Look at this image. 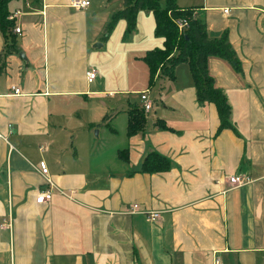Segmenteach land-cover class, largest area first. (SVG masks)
Instances as JSON below:
<instances>
[{
  "label": "crops",
  "instance_id": "crops-1",
  "mask_svg": "<svg viewBox=\"0 0 264 264\" xmlns=\"http://www.w3.org/2000/svg\"><path fill=\"white\" fill-rule=\"evenodd\" d=\"M71 1L12 0L21 10L12 53L0 31V264H264V0H177L201 5L211 37L229 33L240 68L213 56L208 69L234 128H221L218 104L199 102L186 61L149 87L144 55L164 38L147 9L127 38V21L116 24L123 45L103 62L123 67L127 86L108 87L111 70L91 60V48L111 39L99 37L102 6L105 28L123 0ZM143 91L160 104L129 136V109ZM152 150L170 158L169 170L140 172ZM233 173L251 181L232 186ZM135 202L159 220L130 213Z\"/></svg>",
  "mask_w": 264,
  "mask_h": 264
},
{
  "label": "trees",
  "instance_id": "trees-1",
  "mask_svg": "<svg viewBox=\"0 0 264 264\" xmlns=\"http://www.w3.org/2000/svg\"><path fill=\"white\" fill-rule=\"evenodd\" d=\"M11 2L12 0H0V31L5 38L7 53L18 49V33L15 31L16 17H10L14 12L10 9ZM123 3L124 8L112 12L105 27L103 39L109 37L120 19L127 21L124 33V38H127L137 27L139 12L142 9L152 11L156 20L155 34L164 38V45L162 48L148 50L144 55V61L149 67V87L154 85L158 74L173 77L174 67L186 61L194 78L199 102L218 104L221 118H223L221 128H234L225 118L231 107L228 97L216 85L215 78L210 75L208 69V59L213 56L229 60L235 68H240V60L229 41V33L225 30L221 35L211 37L201 5L181 8L177 0H123ZM184 19L187 24L180 31L177 21ZM128 120L127 134L129 136L144 131L148 121L145 107L132 105ZM163 121L162 119L158 121L160 127L171 128ZM125 150L122 149L120 152L123 159L126 158L123 154ZM141 163L140 172L143 173H157L171 168L170 158L157 150L148 152Z\"/></svg>",
  "mask_w": 264,
  "mask_h": 264
},
{
  "label": "built area",
  "instance_id": "built-area-1",
  "mask_svg": "<svg viewBox=\"0 0 264 264\" xmlns=\"http://www.w3.org/2000/svg\"><path fill=\"white\" fill-rule=\"evenodd\" d=\"M90 4V0H72L71 1V6L74 7V8H84V6H87ZM225 11H229V8H226ZM21 13V10L20 9H17L13 12V14H11V18H15L17 17L19 14ZM177 24H178V27H179V30L181 31L184 26L187 24V21L184 19V20H178L177 21ZM15 31L17 33H21V27L20 26H16L15 27ZM97 75V71L96 69H92L90 71H88L87 73V76H88V79H90L91 81H93L95 79ZM15 89V92H19L20 91V88L18 87H14ZM148 91H143V93L141 94V99L143 101V104L142 106L145 107V110L146 111H149L153 105H152V101L149 99V96H148ZM39 170L41 171L43 177L45 179H47V181L51 184V179H49V177L47 176L48 174V171H49V167L48 165L46 164L45 161H40L39 163ZM228 179L230 181V184L232 186H241V185H245L246 183L250 182L251 181V177L248 176L247 174H243V173H233L231 174V176H228ZM52 186L49 187V188H46V190L44 191H40L38 194V197H37V201L38 202H46V200L50 199L53 194H52ZM129 212L132 213V212H141V213H147L150 217V219H152L153 221H158L159 217H160V211L158 210H154V209H142L141 206L138 204V203H132L130 209H129ZM216 264H222L221 260L219 259H216Z\"/></svg>",
  "mask_w": 264,
  "mask_h": 264
},
{
  "label": "rangeland",
  "instance_id": "rangeland-1",
  "mask_svg": "<svg viewBox=\"0 0 264 264\" xmlns=\"http://www.w3.org/2000/svg\"><path fill=\"white\" fill-rule=\"evenodd\" d=\"M117 1V0H116ZM119 1V0H118ZM104 6V7H103ZM102 6L101 12L99 13V29H100V36L101 38H103L105 35V28H104V24L106 23V21L102 18V15L104 14V11L107 9L105 5ZM97 23V22H96ZM118 23V22H117ZM116 27V26H115ZM114 27L113 31L109 34V37H107V40H109L110 38V42H108V44H106L105 46L99 47L96 45V47H92V54H91V60L95 62L96 65H98L99 67L101 65L104 66V68L111 70V73L109 75V82H108V87H112L114 88L115 86H127V79L124 78V70L123 67H120L118 70L115 67L114 63H110L109 59L106 60L107 62H103V60L107 59V58H111L113 55V52L120 48L123 43H122V35L119 33L120 32H115L116 28ZM104 32V33H103ZM96 37V36H95ZM101 42V41H100ZM102 44V42H101ZM131 54V53H129ZM112 55V56H111ZM143 63V62H142ZM141 63V64H142ZM133 65V63H131V66ZM143 65H145V63H143ZM135 68L139 69L140 68V64H135ZM136 75V74H135ZM112 77V78H111ZM134 80H132V83H134L133 85H135L136 87H138V84H140V80L138 76H134ZM96 79V78H95ZM97 82L99 81H95L93 84L94 86H96ZM133 85H129L126 89H132ZM139 90H141L142 88H137ZM128 96H131V99H133L135 96H139L138 94H131V92L129 93ZM107 99V97L105 98ZM160 104V100H155L154 102V107L157 108L158 105ZM120 106V105H118ZM99 128H95L93 131V134L96 136V139L98 140V133L96 132Z\"/></svg>",
  "mask_w": 264,
  "mask_h": 264
},
{
  "label": "water",
  "instance_id": "water-1",
  "mask_svg": "<svg viewBox=\"0 0 264 264\" xmlns=\"http://www.w3.org/2000/svg\"><path fill=\"white\" fill-rule=\"evenodd\" d=\"M97 45H98V43H97ZM21 56H23L25 59H27V57H26L25 53H24V52H22V51H21ZM96 132H97V131H96Z\"/></svg>",
  "mask_w": 264,
  "mask_h": 264
}]
</instances>
